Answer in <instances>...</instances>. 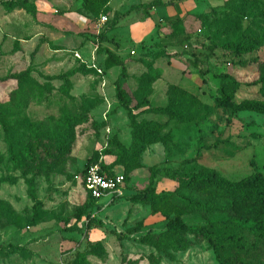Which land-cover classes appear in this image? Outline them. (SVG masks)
Returning <instances> with one entry per match:
<instances>
[{
    "label": "rangeland",
    "instance_id": "1",
    "mask_svg": "<svg viewBox=\"0 0 264 264\" xmlns=\"http://www.w3.org/2000/svg\"><path fill=\"white\" fill-rule=\"evenodd\" d=\"M29 1L41 5L42 0ZM52 1L56 5L49 18L42 16L41 6L32 15L0 4V79L10 77L0 80V102L13 104L12 119L32 120L49 132H68L61 142L68 153L58 161L59 168L36 177L43 206L34 225L27 183L32 176L14 168L0 124V264H78L79 255L90 249L89 242L98 240L107 256L102 260L88 255L89 264H154L155 249L140 239L165 231L169 220L152 214L149 204L136 198L149 185L153 167L161 169L157 192L177 188L176 169L215 168L235 181L256 171L264 173V114L234 113L216 105L221 87L217 76L223 71L243 82L233 94L235 102L264 99L261 86L252 83L258 78L256 62H264V0H113L105 12L111 19L105 34L115 37L112 47L124 68L108 66V47L104 42L98 45L100 34L95 30L66 29L71 12L94 18L84 0ZM162 3L169 15L151 12L153 5ZM245 38H258L262 44L247 55L225 48ZM243 60L251 62L237 64ZM93 64L103 68L104 75ZM149 67L161 70L149 106L168 105L171 85L189 89L210 106L193 103V111H198L193 119L137 114L138 120L148 117L165 124L162 134L171 137L165 143L143 145L133 137L129 111L118 100L116 89L121 82L134 106L141 98L139 77ZM26 72L30 76L21 86L28 97L19 103L13 91H19L20 82L14 76ZM22 134L27 144H34L29 131ZM190 159L195 160L188 163ZM98 161L110 171H125L128 180L122 196L111 203L105 199L92 204L89 218L84 209L90 199L76 175ZM182 218L193 228L206 223L198 214ZM73 225L79 230H72ZM244 235L253 240L247 231ZM190 237L194 244L187 251L176 253L174 260L162 255L158 264H222L207 241Z\"/></svg>",
    "mask_w": 264,
    "mask_h": 264
},
{
    "label": "trees",
    "instance_id": "2",
    "mask_svg": "<svg viewBox=\"0 0 264 264\" xmlns=\"http://www.w3.org/2000/svg\"><path fill=\"white\" fill-rule=\"evenodd\" d=\"M110 1L84 0L87 10L94 17L91 20L99 18L102 13L108 11ZM0 4L8 10L18 7L32 15L37 14L36 4L29 0H0ZM82 14L89 17L86 13ZM107 27L99 35L101 43L110 41L105 34ZM261 44L262 41L258 38H245L241 42L228 43L225 48L235 55H247L254 52ZM105 52L108 56V66L125 67V62L116 53L108 48ZM250 62L243 60L238 61L237 64L249 65ZM256 63H258V78L252 83L261 86L260 91L264 98V62ZM122 74L125 76L126 72L123 71ZM29 76L30 73L27 72L14 76L20 82L19 91H13L14 99L20 98L19 103L28 97V91L22 88L21 82ZM160 77L161 70L155 67H149L139 77L141 98L134 106L130 97L125 94L121 82L116 89L118 100L129 111L133 125V137L136 142L143 145L156 142L165 143L171 137L169 134H162L165 124L155 120H138L137 114H169L171 118L179 120L192 116L193 119L198 115V111H193V103L198 102V105L210 106L205 104L196 93L180 85H171V102L168 105L149 106V98L154 92L153 85ZM217 77L221 80V87L218 89L219 97L216 99L217 106L234 113L252 111L264 114V99L244 100L239 103L234 101L233 94L243 85V82L233 73L223 71ZM9 78L5 77L0 80L7 81ZM55 78L62 77L48 76V79ZM68 84L71 86L70 81ZM186 97L191 100L189 101ZM135 110L140 111L134 113ZM14 116L13 104L0 102V124L5 131L10 161L14 168L21 171L24 176H32L27 183L28 195L34 202L33 224L35 225L40 220L39 212L43 206L37 194L36 177L59 168L58 161L65 159L68 153L67 148H64L61 143L67 139L68 132L63 133L57 130L49 132L40 123L32 120L12 119ZM22 130L30 132L34 144L26 143ZM228 156H232V153ZM194 160L190 159L188 163H193ZM87 166L83 169L82 176ZM160 172V168L153 167L149 185L142 193L136 195L139 201L149 204L152 214H161L169 220L165 231L147 233L140 239L141 243L155 249L156 254L151 256L152 263H160L162 255L174 260L176 253L187 251L194 244L190 237L193 235L194 238L207 241L210 247L217 252L222 264H264V173L256 171L235 181L226 178L215 168L202 167L194 172H183L176 169L173 172L179 177L177 188L173 191L157 192L156 178ZM124 174L127 181L128 175L125 171ZM87 196L90 202L85 205L84 214L90 218L92 204L97 203V200L88 192ZM186 214L201 215L206 223L193 228L183 220L182 216ZM215 216L221 218L212 219ZM90 225L91 223H88V227ZM72 230H79V228L73 225ZM245 231L252 235V241L244 235ZM89 246H91L90 249H86L79 255L78 264H89L88 255H96L102 260L106 258L107 252L101 241H90ZM98 247L101 248L100 251L97 250Z\"/></svg>",
    "mask_w": 264,
    "mask_h": 264
},
{
    "label": "built area",
    "instance_id": "3",
    "mask_svg": "<svg viewBox=\"0 0 264 264\" xmlns=\"http://www.w3.org/2000/svg\"><path fill=\"white\" fill-rule=\"evenodd\" d=\"M109 21V16L102 13L100 17L94 21L96 34H101ZM132 53H135V51H132ZM92 67L100 74L104 75L103 68L98 67L97 64H93ZM76 179L82 180L86 191L98 202L108 199L109 203H111L115 197L123 195V188L127 182L124 172L110 171L104 168L99 161L89 164L84 175H76Z\"/></svg>",
    "mask_w": 264,
    "mask_h": 264
},
{
    "label": "crops",
    "instance_id": "4",
    "mask_svg": "<svg viewBox=\"0 0 264 264\" xmlns=\"http://www.w3.org/2000/svg\"><path fill=\"white\" fill-rule=\"evenodd\" d=\"M41 2V5H39L38 3L36 4V6H38L37 8L39 9V7H40V9L41 10H44L43 12L44 13H42V16H46V17H48L49 18V13H50V11H51V9L53 8V6H55L56 5V3H54L52 0H42V1H40ZM113 2V0H111L110 1V4ZM143 4H145L144 2H143ZM143 4H141V5H143ZM185 7V5H182V7ZM172 8H173V6H172ZM167 6H164V4L162 3V4H160V5H158L157 4V6L156 5H153V9L151 10V12H156V13H158L160 16H166V15H169V13H166L167 12ZM55 11H57V9L55 10ZM154 12V13H155ZM170 12V11H169ZM158 15V16H159ZM110 18V17H109ZM96 20V19H95ZM95 20H91L90 18H88L87 16H85V15H83L82 13H80V12H71V13H69V14H67V22L65 23L66 24V26H67V30L68 31H71V32H79V31H82V30H87L88 32H91V33H93V31L95 30L94 29V21ZM110 21H111V19H110ZM110 21H109V23H110ZM108 23V24H109ZM120 23V22H119ZM141 24H138V26H140ZM107 26V25H106ZM106 28V27H105ZM151 30V29H150ZM94 33H95V31H94ZM96 34V33H95ZM147 34H149V32L148 33H146V34H144V35H142V36H140L139 38H136L137 40L136 41H140V40H142L143 39V37L145 36V35H147ZM137 37V36H136ZM114 36H112V35H110L109 36V39H110V41H106V42H104V45L105 46H107L108 47V49H110V50H112L114 53H118V51L117 50H115V48L114 47H112V42L114 41ZM99 38H98V36H97V40H98ZM99 41V40H98ZM109 42H111V43H109ZM101 44V42L99 41V44L98 45H100ZM144 108H146V107H144ZM144 108H142V109H144ZM141 110V109H140ZM139 110V111H140ZM144 115H150V113H145ZM147 118V120H152V118H148V117H146Z\"/></svg>",
    "mask_w": 264,
    "mask_h": 264
}]
</instances>
